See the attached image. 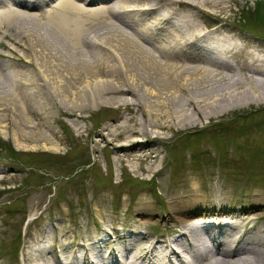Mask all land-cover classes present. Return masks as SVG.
Masks as SVG:
<instances>
[{
  "label": "bare ground",
  "instance_id": "bare-ground-1",
  "mask_svg": "<svg viewBox=\"0 0 264 264\" xmlns=\"http://www.w3.org/2000/svg\"><path fill=\"white\" fill-rule=\"evenodd\" d=\"M118 3L119 8L107 0H0V127L13 132L20 149L36 150L20 153L0 137L7 155L55 160L58 154L45 150L55 149L51 120L55 106L61 111L58 98L73 107L68 114L78 120L93 109L128 112L123 119L136 125L130 133L140 140L109 145L120 151L114 160H155L149 143L161 140L152 137L153 127L176 134L206 130L204 123L234 110L241 119L234 113L232 125L220 129L234 133L231 143L238 145L250 131L264 132V48L259 47L264 37L252 35L255 40L245 43L250 60L240 62L244 48L228 25L253 33L249 25L264 21L262 0ZM73 10L88 19H78ZM59 123L73 135L64 118ZM117 130L109 135L121 136ZM100 136L108 140L105 133ZM247 145L253 160L264 164V147ZM139 147L150 153L143 155ZM228 151L221 146L214 151L217 170ZM62 160L72 162L67 154ZM245 170L254 175L261 169ZM195 186L158 207L129 193L112 192L103 203L96 193L79 192L82 204L94 199L91 209L63 197L62 204L41 213L47 220L39 245L22 264H264V218L257 214L264 198L251 192L235 196L224 185L220 193ZM8 209L10 215L24 211ZM86 220L89 228L82 224Z\"/></svg>",
  "mask_w": 264,
  "mask_h": 264
},
{
  "label": "rangeland",
  "instance_id": "rangeland-1",
  "mask_svg": "<svg viewBox=\"0 0 264 264\" xmlns=\"http://www.w3.org/2000/svg\"><path fill=\"white\" fill-rule=\"evenodd\" d=\"M262 1L263 5L261 6L264 8V0ZM107 3L112 4L113 7H120L118 0H107ZM256 3L257 1L252 2L251 7L253 8ZM240 4L245 8L246 4L244 2ZM73 12L79 15L78 19H88L77 11L73 10ZM227 12L229 11L227 10ZM86 17L90 16L87 15ZM40 21L51 24L50 21L45 19H40ZM115 21L119 22L120 26L132 29L124 21H119L118 18ZM228 25L229 30L232 31L233 29L232 32L239 36L244 48V50H241L243 54L238 56V61L242 62V59L250 60L247 42L248 40H255L252 39V35L256 33L264 37V21L260 24H247L252 28L253 33L251 34L240 33L241 28L238 25L235 28L233 24ZM235 40L237 41V36ZM262 44L259 47L264 48ZM73 100V97L69 98L70 103ZM150 101L153 102V99H150ZM58 102L61 111H56L58 107L55 106L54 112L52 111L53 119L51 120V126L56 131V138L51 137L55 149L45 150L50 154H58L57 156L52 155L55 160L50 159V163L46 164L43 160L47 156L41 157L38 155L34 157V161L31 158L22 156L12 158V156L7 155L9 149L0 147V256L3 260L0 261L1 264H16V261L22 264L28 253L35 255L36 244L39 245L37 238H39L40 229L47 220L46 215L45 217L40 215L55 204H62L63 197L72 199L73 206H84L94 202L93 199L82 204L81 200L77 198L79 192L84 194L96 193L95 197L103 203L107 202L104 199L107 200V196L111 197L112 192H118L122 196L129 193L131 198L135 197L137 199L138 197L141 201L150 203L151 206L155 204L154 207H158L160 202L166 203L170 197L175 199V196L180 195V193L185 194L184 190L187 188H190L191 191L194 190L195 185H199L202 190L214 193H220L224 185L235 196L251 192L264 198V164L253 160L252 151L247 145L252 146L253 150L254 146L264 147V132L253 133L250 131V134H243V137L237 136L239 139L242 138L237 145L231 143L234 139V133L226 132L224 134L225 131L220 130L224 126L232 125L230 122L235 118L237 121L241 119V113L238 111L234 110L214 120L212 119L210 123H204V126L209 127L206 126V130L189 129L187 132L176 134L160 130L159 127H153L151 129L153 132L152 137L158 136L161 141L149 143V146L153 147L152 151L156 152L158 157L153 160L142 156L138 160L135 158L128 162L120 157L114 160L113 157L120 151L113 152L111 146H109H119L128 137L129 139L140 140L138 136H132L130 133L133 129H136V125L123 119L130 116L128 112L122 110L101 112L93 109L94 112L83 114L84 120H82L83 118L78 120L69 116L68 112L73 111V107H67L68 102H63L60 98H58ZM234 113L238 116L232 119ZM62 118L72 129L73 135L60 125L59 121ZM136 119L139 124L142 122L139 113L136 114ZM216 124L219 126H216ZM117 125H121L118 130L115 129ZM101 130L107 135V141L100 136ZM110 130L113 132L117 130V133L122 132V134L114 138L115 136L111 137L109 135ZM201 131L203 133H200ZM218 132H221V134H218ZM214 133H217V138H221L218 142L219 145H216L217 138L214 139ZM0 137L10 142L14 149L20 153L29 154L36 151L30 148L20 149L19 146L17 147L12 138L14 137L13 132L7 127H0ZM164 142L169 143L170 146L165 145ZM220 146L229 150L227 157L222 156L220 159L222 160V166H220L222 171L221 169L217 170L215 166L218 160L215 159L214 151ZM145 149L139 147V150H143V155L150 153L149 151L145 153ZM211 151L214 153H211ZM221 152H224V150ZM139 153L142 154L140 151ZM66 154L73 161L70 163H67L66 160L58 162L60 155L64 156ZM197 167L198 169H195ZM249 168H259L261 170H257L254 175H250L245 170ZM227 172L233 175H228ZM95 204L102 207L99 202ZM111 204L112 202L107 203L106 207H110ZM132 205L129 204V206ZM90 206V209L93 208V204H90ZM12 207L19 210L24 209V211L22 213L16 211L13 215H10L8 208ZM257 212L264 218V207H259ZM86 221L82 224L89 228L91 221ZM64 226L63 229H78V226L72 228Z\"/></svg>",
  "mask_w": 264,
  "mask_h": 264
},
{
  "label": "trees",
  "instance_id": "trees-1",
  "mask_svg": "<svg viewBox=\"0 0 264 264\" xmlns=\"http://www.w3.org/2000/svg\"><path fill=\"white\" fill-rule=\"evenodd\" d=\"M70 159H71V158H70ZM49 160H50V159H48V158H44L43 162H45V163L47 164V163H50ZM71 161H73V160L71 159ZM67 163H70V162H67Z\"/></svg>",
  "mask_w": 264,
  "mask_h": 264
}]
</instances>
